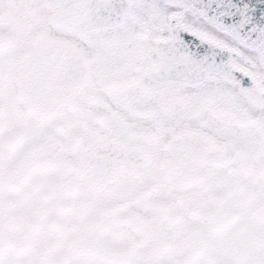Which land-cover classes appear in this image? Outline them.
<instances>
[{
    "label": "snow or ice",
    "instance_id": "obj_1",
    "mask_svg": "<svg viewBox=\"0 0 264 264\" xmlns=\"http://www.w3.org/2000/svg\"><path fill=\"white\" fill-rule=\"evenodd\" d=\"M0 264H264V0H0Z\"/></svg>",
    "mask_w": 264,
    "mask_h": 264
}]
</instances>
